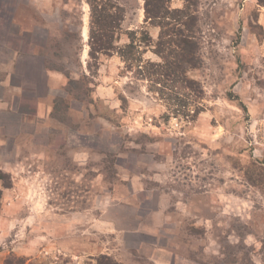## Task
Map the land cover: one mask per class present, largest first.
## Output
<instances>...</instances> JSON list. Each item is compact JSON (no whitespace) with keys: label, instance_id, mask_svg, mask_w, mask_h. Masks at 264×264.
<instances>
[{"label":"rangeland","instance_id":"374dc122","mask_svg":"<svg viewBox=\"0 0 264 264\" xmlns=\"http://www.w3.org/2000/svg\"><path fill=\"white\" fill-rule=\"evenodd\" d=\"M11 1L18 29L0 42V60L9 54L1 43L15 42L18 94L44 99L33 115L0 112V168L12 182L0 181L8 223L1 264H97L101 254L120 264H264V5L198 0L201 62L188 76L202 86L200 97L138 78L115 53L90 74L91 98L82 101L61 72L43 84V64L25 51L29 11L39 17L37 9L29 0L5 5ZM115 1L123 31L146 25L145 0ZM45 3L59 43L62 29H78L83 9L89 73L87 1ZM127 41L123 34L119 44ZM54 51L56 64L67 61ZM144 57L161 60L152 48ZM55 97L69 105L55 109Z\"/></svg>","mask_w":264,"mask_h":264},{"label":"trees","instance_id":"16d2710c","mask_svg":"<svg viewBox=\"0 0 264 264\" xmlns=\"http://www.w3.org/2000/svg\"><path fill=\"white\" fill-rule=\"evenodd\" d=\"M90 7L89 20V59L88 71L84 69L81 54L84 49L82 37L83 11L80 9L78 16V29H62V42L49 34L44 47L39 53L45 58V67L64 74L67 79L64 85L69 94L78 100L91 98L90 74L96 73L104 56L118 54L124 62V70L134 71L138 78L149 79L155 83L170 86L173 95L179 97L181 91L189 90L194 96L200 97L203 88L200 83L188 76L191 68H196L201 62L200 46L195 33L198 14L194 13L198 0H184L182 8H172L173 0H145V23L137 28L123 31L122 23L125 19L121 6L115 0H86ZM264 5V0H258ZM157 27L158 35L154 37L151 29ZM128 41L119 44L122 35ZM56 41V42H55ZM55 42V43H54ZM55 48L54 55L66 58V62L56 64L51 59L50 51ZM148 48L160 57V61H153L144 57ZM48 49V50H47ZM73 56L79 67V76L72 75L70 69ZM96 69V72L93 70ZM171 96V94H170ZM54 108L60 109L64 104L69 105L62 97L54 98ZM194 118L202 109L200 106L193 109ZM188 114V113H187ZM0 181L6 187L11 186V176L0 168ZM2 191H0V211L2 208ZM97 264H120L116 259L107 254H101Z\"/></svg>","mask_w":264,"mask_h":264},{"label":"crops","instance_id":"0c3cea01","mask_svg":"<svg viewBox=\"0 0 264 264\" xmlns=\"http://www.w3.org/2000/svg\"><path fill=\"white\" fill-rule=\"evenodd\" d=\"M9 0H0V32L2 33L0 36V42L5 41V36L8 37L11 32L16 33L18 29V22L16 21L17 10H18V3L10 2L8 6L6 3ZM49 0H29V7L35 6L37 9L39 17H35L33 15L32 9H30L29 14V28L25 29L24 32L28 36L25 51L29 55V60L36 58L39 60L41 64H43L44 68V75L42 80L44 81L43 84L46 86L48 85V80H53L54 78H60L62 74L55 70H50L45 67V57L41 55L39 49L46 45L48 40V36L51 33L50 25L47 21V16L49 15V10L47 9L46 3ZM13 3V4H12ZM89 5V4H88ZM85 9V7H83ZM90 9V7H89ZM83 10V9H82ZM90 14V13H89ZM16 26V27H15ZM159 29L157 31V27L151 29V33L154 37L158 35ZM3 33H5L4 36ZM82 34H84V30H82ZM3 48L9 49L8 57L0 60V68L5 70L2 78L0 79V112H13V113H28L29 115H33L34 113H39L43 110L42 103L44 97L41 98V95L33 93L29 91V95H24L23 93L19 95L18 93L22 90V86L20 83L15 82V73H17L18 68V58L20 56L18 45L15 42L9 43H1ZM23 100V102H19V99ZM29 100V106L24 107ZM39 102V104H38ZM13 103L15 106L14 109L9 111L8 106ZM19 104V108L17 110V106ZM6 209L4 205L0 211V231L3 228H7V222L5 221L6 218ZM2 233L4 230L1 231ZM1 264V262H0ZM66 264H75V262L68 261Z\"/></svg>","mask_w":264,"mask_h":264}]
</instances>
